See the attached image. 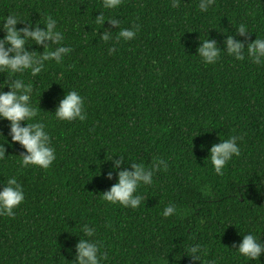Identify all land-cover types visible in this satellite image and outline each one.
<instances>
[{
  "label": "trees",
  "instance_id": "obj_1",
  "mask_svg": "<svg viewBox=\"0 0 264 264\" xmlns=\"http://www.w3.org/2000/svg\"><path fill=\"white\" fill-rule=\"evenodd\" d=\"M199 2L122 0L108 10L102 0H0V24L17 14L43 29L52 16L63 46L72 49L35 77L0 73V86L14 78L32 84L36 119L56 150L48 170L21 168L25 150L11 141L10 122L0 120L8 141L0 136L7 156L0 183L15 177L25 192L14 217L0 216V264H70L84 223L102 242L101 264H264V254L249 261L233 247L249 232L264 241V66L246 53L243 61L222 53L214 65L195 56L199 38L215 39L223 51L226 35H236L240 24L249 32L245 47L264 37V0H215L206 13ZM101 13L113 40L118 29L109 18L121 28L138 26L135 38L120 41L111 55L113 41H100L104 29L95 23ZM70 90L84 98L83 122L53 115ZM230 136L240 138L241 152L218 176L209 149ZM112 156L125 159L121 170L133 162L151 166L155 158L168 164L138 189L144 199L136 210L102 200L117 182L115 174L106 179ZM170 203L177 212L165 218ZM195 244L204 250L201 262L186 254Z\"/></svg>",
  "mask_w": 264,
  "mask_h": 264
},
{
  "label": "clouds",
  "instance_id": "obj_2",
  "mask_svg": "<svg viewBox=\"0 0 264 264\" xmlns=\"http://www.w3.org/2000/svg\"><path fill=\"white\" fill-rule=\"evenodd\" d=\"M121 3L122 0H102V7L113 10L117 9ZM214 3L215 0H200L198 10L206 13ZM177 6L178 0H172V7ZM21 23L25 26L18 28L17 25ZM95 23L104 29L103 34L99 36L100 41L104 43L113 41V45L108 48L110 55L116 52V44L120 41L133 40L138 31V26L121 28L118 19L109 18L107 23L112 28L118 29L113 40V31L104 28L106 21L103 13L97 16ZM40 25L39 23H26L17 14H9L3 18V23L0 24V32L4 33L0 37V73L6 72L9 76H13L30 72L31 76L35 77L44 69L46 62L55 61L59 64L71 53V47L63 46L64 35L57 29V21L52 16L45 18L43 29ZM248 35L246 26L238 25L236 35H226L223 51L215 39L208 37L201 40L199 38V47L195 56H198L205 65H214L220 60L222 53L233 57L236 61H243L246 53L252 63L264 66V37L256 36V39L247 43L245 47ZM235 37H243L244 40ZM32 45L42 46L43 53L37 54L36 51H29L28 48ZM5 87L10 91H3ZM32 96L31 83H25L19 78L8 80L6 86H0V120L10 122L11 141L14 144L18 143L25 150L19 156V166L21 168L35 166L48 170L56 160V150L52 147L46 124L43 120L36 119L39 112L33 106ZM53 115L58 121H85L87 111L84 98L76 90L67 91L63 99L59 101ZM0 136L4 138L3 134ZM239 139L237 136H230L227 139H220L219 143L210 147L207 160L210 161L216 175L223 176L226 166L234 157L240 155ZM4 145L0 144V161H4L7 157ZM113 157L108 160L112 168L106 173V179L111 181L115 174L117 182L102 194V200L111 205L136 210L144 199L138 189L142 185H152L154 173L158 169L167 170L168 164L164 159L155 158L151 166H145L142 162H133L130 163L131 170L127 167L121 170L122 165L126 164L125 159L123 156H117L119 159ZM24 199L25 192L15 177L10 176L6 183H0V216L14 217L15 209L22 204ZM176 212V206L170 203L164 207L161 214L167 218ZM79 233L80 238L75 244V257L70 264H101L106 257L100 251L102 242L96 238L95 227L84 223L79 226ZM233 247L237 249L236 253L240 257L249 261H260L261 255L264 254V241L251 232L242 235L240 243L234 244ZM69 253L71 254V249ZM186 254L193 261L201 262L204 250L199 244L190 245Z\"/></svg>",
  "mask_w": 264,
  "mask_h": 264
}]
</instances>
